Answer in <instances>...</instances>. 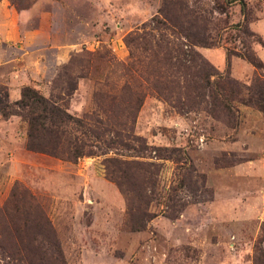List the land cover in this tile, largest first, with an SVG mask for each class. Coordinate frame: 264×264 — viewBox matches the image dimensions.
I'll return each mask as SVG.
<instances>
[{"label":"rangeland","instance_id":"rangeland-1","mask_svg":"<svg viewBox=\"0 0 264 264\" xmlns=\"http://www.w3.org/2000/svg\"><path fill=\"white\" fill-rule=\"evenodd\" d=\"M23 3L0 0V89L9 104L0 113V208L12 213L18 200L45 216L48 226L28 231L45 254L31 257L34 264H252L255 246L264 251V115L247 98L258 97L251 87L264 81V0ZM144 39L153 51L155 41L191 46L236 81L237 124L214 117L205 101L187 94L182 73L151 61ZM165 84L167 101L155 90ZM23 87L92 128L101 121L105 139L116 138L120 120L111 109L129 106L133 122L126 119L130 129L119 130L120 138L145 145V153L87 139L74 125L65 128L83 136L94 155L68 161L28 149L29 108L15 104ZM154 146L174 151L163 152L171 159L155 160L156 184L145 189L143 204L134 198V179L118 188L103 160H149Z\"/></svg>","mask_w":264,"mask_h":264},{"label":"trees","instance_id":"trees-1","mask_svg":"<svg viewBox=\"0 0 264 264\" xmlns=\"http://www.w3.org/2000/svg\"><path fill=\"white\" fill-rule=\"evenodd\" d=\"M11 2L18 8H23L26 5L23 3V0H11ZM150 42V40H145L141 48L143 50L148 49L147 45H150ZM154 46L155 51H153L152 45L149 46V50L153 52L151 61L159 63L162 60L169 67H174L178 72H181L183 87L187 94L192 92L194 97L205 101L207 103L206 110L214 117L219 118L222 114L229 125L235 126L237 124L234 101H238V98H235L234 94H240V89L236 81L226 75L221 76L218 74L191 46H186L184 50H180L168 47L167 43L164 46H160L156 41L154 42ZM243 57L255 68L262 67V63L254 55L244 54ZM213 75L216 77L210 79V76ZM172 83L177 84V82ZM262 84H264V81L258 82V79L255 80L251 88L258 91V97L250 94L247 98V104L257 108L264 115V97H261V93L259 92L263 90ZM157 87L155 88L156 93L167 101L171 97L168 91V88L171 86L169 87V85L165 84ZM251 88L249 87L248 89ZM15 104L21 108H29L25 118L27 125L26 147L30 150L68 161H75L79 157L94 155L96 153L91 148H88L90 144L85 142V138H92L93 140L104 139L107 143L118 141L124 147L134 149V152L138 156L145 153L142 152L146 149L145 145H132L120 138L121 133L119 130L130 129V127L125 125L126 119L129 117L130 122H133L132 113L130 114L126 110L129 106L111 109L112 114L120 120L116 122L117 131H112L116 138L109 137L105 139L103 137L108 129L102 127L101 121L95 120L101 124L100 126L95 124L94 128H92L83 119L74 117L66 112L51 97L46 98L29 87L22 88L20 98ZM8 107L7 93L1 88L0 113L6 115L9 112ZM71 125H74L75 129L79 130L82 135H85V138L72 134L68 128H65H71ZM124 136L127 140H134V142L140 139L137 136ZM89 142H92V140ZM152 151L153 153L148 156L152 159L149 160L126 161L114 157H106L103 160L105 175L118 188L121 189L122 184H126L134 179V198L143 204L148 202L149 197L145 189H149L151 192L156 184V176L159 169L155 160L171 159L170 154L163 152L174 151V149L154 146L152 147ZM10 208H12V213H7V207L5 206H2V209L0 208V211L4 214L0 217V264H34V259L31 257L42 258L45 254L39 245L33 243L36 238L33 234H29L28 231L31 227L37 225L46 227L48 226V221L36 206L29 205L26 207V203L17 200ZM8 226L11 228V231L8 230ZM17 244L23 247L22 250L21 248H17ZM19 250L23 252V256L19 255ZM4 257L7 260L6 262H4ZM251 263L264 264V251L260 249L259 245H256L254 248Z\"/></svg>","mask_w":264,"mask_h":264}]
</instances>
